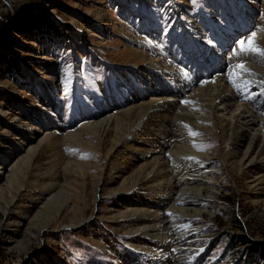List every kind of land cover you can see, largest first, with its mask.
<instances>
[{"label": "bare ground", "instance_id": "obj_1", "mask_svg": "<svg viewBox=\"0 0 264 264\" xmlns=\"http://www.w3.org/2000/svg\"><path fill=\"white\" fill-rule=\"evenodd\" d=\"M242 3L244 19L236 14V26L245 23L244 28L237 33L232 21L225 19L210 52H200L197 34L184 28L182 40L170 39L166 60L151 65L153 71L164 67L162 78L153 74L142 79L141 72L117 71V88L104 79L99 84L101 98L84 102L76 97L64 112L63 99L54 95L50 84L62 66L56 56L42 54L47 73L41 93L23 84L17 97L0 98V114H5L0 120V201L7 212L17 205L12 223L19 226L34 207L51 205L69 180L86 176L88 170L66 149L101 150L100 171L116 174L110 182L115 187L107 190L113 197L107 220L128 228L129 240L123 244L131 249L119 253L117 240L99 229L92 234L103 252L117 257L116 264H194L195 249L188 236L192 216L187 209L197 214L205 207L209 199L201 196L202 188L214 189L217 175L205 160L209 155L196 146L197 138L222 146V163L243 172L252 192L264 196V84L254 85L264 83V57L241 52L236 43L240 38L247 48L254 40L264 49V22L255 19L264 12V0ZM257 7L255 16L248 14ZM146 28L156 32L155 26ZM251 29L256 36L249 40ZM203 30L204 36L212 35L209 26ZM220 46L226 50L220 52ZM236 65L248 71L236 70ZM230 78L238 82L239 90ZM183 100L189 104L182 105ZM189 129L199 135H190ZM11 156L13 165L5 170ZM83 211L86 214L89 206ZM14 235L11 232L8 238ZM54 264L61 262L56 259Z\"/></svg>", "mask_w": 264, "mask_h": 264}, {"label": "rangeland", "instance_id": "obj_2", "mask_svg": "<svg viewBox=\"0 0 264 264\" xmlns=\"http://www.w3.org/2000/svg\"><path fill=\"white\" fill-rule=\"evenodd\" d=\"M244 1L248 0H0V30L6 21L24 12L32 17L31 26L16 35L20 51L6 55L7 60L0 62V98L6 94L17 97L23 84H29L34 93H41L47 73L42 54L56 56L62 66L56 68V78L50 84L54 95L63 99L60 105L63 112L67 109L65 105L76 97L84 102L101 98L99 84L104 79L117 88L119 78L114 75L117 71L141 72L142 79L153 74L155 78H162L164 67L153 71L151 65L166 60L170 39L182 40L184 28H189L197 34V49L210 52L215 32L225 19H230L234 26L239 23L236 14L244 19L239 7ZM258 9L248 14L255 16ZM263 13L255 19L264 22ZM179 18H185L184 22H177ZM146 26H155L156 32H148ZM206 26L210 27L211 36L202 34ZM244 26L245 23L236 26L237 33ZM254 32L251 29L248 35ZM240 41L237 38V46H241ZM220 47L221 52L224 47ZM236 70L242 71L237 65ZM198 81L207 85L201 78ZM256 81V86L264 84ZM198 88L201 86L195 89ZM250 110L256 112L253 104ZM3 116L0 114V120H5ZM195 141L209 155L205 160L217 175L214 189L202 188L201 196L209 199L202 212L196 214L193 208L187 209L192 216L188 236L192 237L195 249L191 261L195 260L194 264H264V196L252 192L243 172L222 163L221 154L225 153L222 146L202 137ZM66 152L78 157V163L88 171L84 180L71 179L65 183L57 199L47 208L34 207L27 222L18 226L12 223L17 205L10 207L9 213L0 201V264H54L56 259L61 264L118 263L117 257L103 252V246L92 234L99 229L111 233L117 240L115 247L119 253L131 250L123 244L129 240L128 228L107 220V207L113 199L107 190L115 187L111 184L116 174L100 171L102 151L82 147L76 151L66 149ZM12 165L11 156L4 163L5 170ZM85 206H89L88 214L83 213ZM11 232H15L12 240L8 238ZM242 238L248 243H240ZM259 243L263 249L257 251L252 244Z\"/></svg>", "mask_w": 264, "mask_h": 264}, {"label": "trees", "instance_id": "obj_3", "mask_svg": "<svg viewBox=\"0 0 264 264\" xmlns=\"http://www.w3.org/2000/svg\"><path fill=\"white\" fill-rule=\"evenodd\" d=\"M31 15L29 12H24L20 17L10 19L3 24L0 30V62L5 61L6 55L12 56L14 52L20 51L16 35L22 34L25 29L31 26ZM44 21V20H43ZM7 60V59H6ZM240 243H248L247 239L242 238ZM252 247L257 251L263 249L262 244H252Z\"/></svg>", "mask_w": 264, "mask_h": 264}, {"label": "snow or ice", "instance_id": "obj_4", "mask_svg": "<svg viewBox=\"0 0 264 264\" xmlns=\"http://www.w3.org/2000/svg\"><path fill=\"white\" fill-rule=\"evenodd\" d=\"M255 36H256V33L255 32L252 33V37H250L249 40H252V38L255 37ZM239 43L241 45V52H245V53H255V54L260 55L261 57H264V49L258 48L255 45L254 40L252 41V45L250 47H247V48L244 47L245 41H240ZM237 67L241 68L245 72L248 71L246 68L243 67V65H237ZM249 74H251V73H249ZM230 82L233 83V86L234 87H237L236 82L235 81H231V78H230ZM237 90H239L238 87H237ZM183 103H189V102L185 101ZM185 127L188 128L187 125H185ZM189 134L190 135H193V136L199 135V133L192 132L191 129H189ZM169 215H171V214H169Z\"/></svg>", "mask_w": 264, "mask_h": 264}]
</instances>
